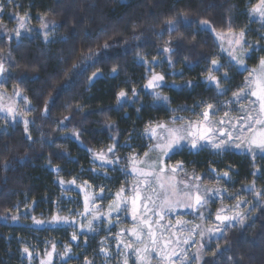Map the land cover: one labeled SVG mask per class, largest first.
Here are the masks:
<instances>
[{
    "label": "trees",
    "instance_id": "1",
    "mask_svg": "<svg viewBox=\"0 0 264 264\" xmlns=\"http://www.w3.org/2000/svg\"><path fill=\"white\" fill-rule=\"evenodd\" d=\"M4 3L0 13V57L7 58L11 52V58L6 64L9 71L0 76V89L9 95L6 104L12 103L18 115L15 119L5 112L0 115V264H41L49 258L47 253L53 244L56 252L51 264H84L85 256L93 264H122L125 258L133 264L136 254L123 245L117 250L114 239L119 234L120 239L135 244L130 230L141 227L143 216V209L138 208L136 220L132 219L133 164L128 158L143 157L153 143L143 134L149 122H168L173 115L196 117L205 104L231 99L244 86L248 70L258 66L264 50L257 47L247 56L246 67L235 66L219 38H236L245 29L247 41L255 44L264 35V20L250 14L257 0H14L15 6L7 0ZM26 13L30 17L26 25L29 30L20 29L22 36L17 41L18 18ZM45 13L49 31L55 22L48 40L38 19ZM169 19L180 20L171 34L167 31ZM200 20L210 23L202 26L197 23ZM105 41L111 45L106 50L101 47ZM259 45L264 46V40H259ZM164 47L174 52L166 53ZM90 49L99 50L100 54L86 60ZM236 49L239 55V46ZM212 58L224 65L214 75L223 78L228 73L227 80L222 79L221 83V88L227 89L226 95H220L215 85L205 79ZM73 64L79 67L73 69ZM114 65L118 68L116 73L111 71ZM97 68L101 74L90 83L88 78ZM149 68L165 76L166 83L159 90L169 97L167 102L154 100L152 90L145 88L150 79ZM188 81L193 87L186 86ZM133 87L139 93L138 100L131 98ZM121 89L130 99L117 103ZM16 92L30 103L16 100ZM46 100L50 101L48 115L43 112ZM197 104L200 107H194ZM182 108L187 110L181 111ZM25 119L31 121V140L24 131ZM73 129L80 133L79 139L72 135ZM113 137L120 161L106 166L105 172V166L92 154L106 152ZM178 162L183 163L180 180L200 176V181L192 182L221 190V195L210 198L209 211H203L204 221L195 210L185 214L195 225L218 224L214 216L219 208L230 215L240 211L247 217L244 225L234 223L211 239L207 233L201 239L197 230V241L206 246L199 264H264V208L250 190L253 183L256 191L264 190V157L257 154L253 159L248 152L237 149L218 153L208 146L201 150L183 146L164 159L168 169ZM55 167H59L58 173L53 171ZM212 168L216 171L212 172ZM224 171H229L231 179L222 175ZM61 179L64 185L59 183ZM73 179L76 184L69 183ZM100 187L105 189L103 199L92 204L99 206L103 220L93 221L95 231L79 229L81 222L86 224V218L80 215H75L74 226L48 223L53 215L71 220L69 210L84 212L85 196L98 195ZM121 187L126 190L122 195L129 200L128 211L121 212L118 220L113 213L109 225L108 205ZM237 196L252 202L255 210L248 203L235 209ZM92 204L90 210L94 211ZM12 215L20 219L4 218ZM33 217L45 223L36 224ZM182 217L165 215L159 224L155 223L158 216L151 217L158 242L155 252L151 251V238L144 227V244L136 246L149 247L151 264H165L156 252L179 250L175 244L168 248L164 244L175 240L180 232L178 226L170 227L169 222L175 225ZM87 218H91V212ZM74 231L78 232L76 241L71 240ZM66 244L72 248L67 257L60 255ZM25 247L31 257L23 252ZM101 247H107L108 257L100 252ZM189 256L194 259V255Z\"/></svg>",
    "mask_w": 264,
    "mask_h": 264
},
{
    "label": "snow or ice",
    "instance_id": "2",
    "mask_svg": "<svg viewBox=\"0 0 264 264\" xmlns=\"http://www.w3.org/2000/svg\"><path fill=\"white\" fill-rule=\"evenodd\" d=\"M7 3L14 5V0H7ZM4 8V0H0V13L4 11ZM250 14L259 16L262 20H264V0H257V3L251 6ZM46 15L47 14L45 13L44 15L39 16L38 19L40 20L42 30H44L45 40H48V38L53 34L55 22H52L53 30L49 31L48 23H46L44 20V17ZM184 18H187V14L184 15ZM29 19L30 17L27 13L18 18L19 28L15 30V37L17 41H19L22 36L20 29H24L26 31L29 30L26 26ZM178 23H180V20L169 19L167 21V31L171 34L176 30V25ZM197 23L202 26H207L210 22L207 20H200ZM228 31L231 33L233 32V29L229 28ZM9 39H11V36H9ZM137 39L139 38L137 37ZM259 40H264V35H261L255 44L249 43L246 39V30L241 29L239 32V36L236 37L234 41L229 40L230 45L234 43L236 46H239V55L236 54L237 49L235 47L225 49V51H227L228 57L232 62H234L235 66L246 67L245 58L247 56H250L257 47H261V50H264V46L259 45ZM101 47L102 49L106 50L110 48L111 45L107 41H105ZM163 51L166 53H173L174 49L170 47H164ZM99 54V50L90 49L89 53L87 54L86 60H92L94 57L99 56ZM10 58L11 52H9L7 58L0 57V76L5 75L9 71L8 67H6V64L8 63V60ZM84 62L85 61H81V63ZM156 63L157 61L154 57L152 64L155 65ZM168 63L172 64L173 62L171 59H169ZM210 65L211 67L208 68L207 75L205 77L206 81L214 84L217 92L220 95H226L227 89L221 88V83L222 79L227 80L228 73L225 72L223 74V78L214 75V72H219L220 69L224 67V65L215 58H212L210 60ZM72 67L73 69H76L77 67H79V65L73 64ZM111 71L112 73H116L118 71L117 66L114 65ZM148 71L150 73V79H147L145 88L152 90L151 94L153 95L154 100L167 102L169 100V97L163 95L162 91L159 90L162 89L164 84L166 83L165 76L163 74L152 71L151 68H149ZM248 72L249 75L246 78V83L255 85V88L254 90H251L250 95L252 97H255V100L251 101V103H258V111L256 115H253L251 110L245 111L243 104L241 103L240 111L244 113L243 115L235 118V120L220 119L218 121H213L210 119V116L215 115L218 109L212 103H207L204 105V110L201 112L202 121H185L184 117L173 115L168 122L160 121L156 122L155 124L149 122L147 125H145L143 134L147 135L149 140L154 142L148 147V150L143 153V156L145 157L144 160H139L138 156L128 158L132 161L133 164L131 173L137 174L139 177L144 178L143 180L137 181V185L132 189L134 194L130 199V204L133 220H136L138 212V202L142 204L144 209L150 211L153 216L159 217V219L155 221L156 224H159L160 220L164 218V215L167 212L175 211L176 208L193 209L198 213L199 219L201 221H204L206 219L204 212L201 211V209L207 208L211 196L218 195L220 189H216L215 191H213L212 189L205 188L202 183L192 182L200 181L202 179L200 176H189L187 181L180 180L175 183L172 182V178H169L167 184L161 182V174L165 173L166 168L161 157H167L172 151L177 148L189 146L193 150H201L203 145L198 143V141H204L205 143L210 144L211 148L216 150L218 153L226 151L230 148H235L237 150L248 152L253 159H255L257 154L264 157V56L259 57L258 67L248 70ZM100 74L101 70L97 68L96 71H94L88 78L89 82L91 83L92 80ZM186 86L193 87V84L191 81H188ZM2 87L3 85L0 84V88ZM15 94L17 96L20 95L19 92H16ZM233 97L236 102H241L248 99V92L245 90V88H240L237 92L233 93ZM131 98H135L137 100L139 99V93L137 92L135 87L131 89ZM2 99L3 96L0 95V100ZM24 99L26 102L30 103L27 97H25ZM116 99L117 103H120L122 100L130 99V97L124 89H121L117 93ZM200 103L203 104L204 102L201 101ZM194 107H200V104H197ZM140 110L141 109L138 108L137 112H139ZM180 110L186 111L187 109L182 108ZM0 112H5L7 116H12L13 119H15V116L18 115V113H16L14 108L11 106L5 108L3 105H0ZM43 112L44 115L49 114V100L45 101ZM223 116L225 118L229 117V112L225 111L223 113ZM64 119L68 120L69 117H65ZM23 123L25 126L24 131L28 135V139L31 140V135L28 130V125L29 123H31V121L25 119ZM60 123H63V121H61ZM193 128H195L196 131H193ZM72 135L79 139L80 133L73 129ZM113 141V144L107 148L106 152H93L92 154L94 160L101 161L102 166H105V172H107L106 166L119 163L120 161V157L116 152L117 141L115 137H113ZM153 151L157 152L158 155L154 160L149 161L147 158ZM137 161L140 165H147L148 170H145L143 167H137ZM5 166H7V161H5ZM182 168L183 163L178 162L176 167L170 169V172L174 176V174ZM53 171L58 173L60 169L59 167H55ZM211 171L215 172L216 169L212 168ZM222 175L228 179H231L229 171H224ZM253 175L255 176L256 172H253ZM149 178H152L153 180L158 182L160 191L157 192V189L153 188L152 192L156 194L157 199L160 201L159 204H157V201L153 199L152 195L142 196L141 194L139 185L144 184L146 187L150 186ZM59 183L61 185H64L65 181L61 179ZM69 183L76 184V180L73 179ZM180 185H182V187H179ZM250 190L253 192L257 200L262 202L260 204V207L264 208V190L256 191L254 183L251 186ZM125 191V188L121 187V189L115 194L116 199L108 205L107 222L109 225L112 224L111 217L113 213L116 214V218L118 220L121 212L128 211L129 200L122 195L123 193H125ZM104 192V187H100L98 195L92 197L85 196L84 212L72 213V211L69 210L70 215L73 217L71 220L68 216L53 215L48 223H64L69 224L70 226H74L77 223L75 220V215H80L86 218V224L81 222L79 224V229L84 230L86 228L89 232L95 231L93 221H102L103 214L100 212V208L96 203L92 204V209H94V211L90 210L89 200H102ZM235 199L237 201L234 205L235 209H240L241 204L248 203L249 206H252L253 210H255V205H253L252 202H246L240 199L238 196L235 197ZM149 204H151L152 207H149ZM90 212L91 218H87ZM210 216L211 213H209V217ZM4 218H10L13 221H17L18 219H20L18 215H12L10 217L6 216ZM32 219L36 224L45 223L44 220H37L35 219V217H33ZM214 219L216 222H218V226L215 229H205L202 227V224H196L190 229H185V224L189 222L182 221L180 219L176 220L175 226H178L179 230L187 231L189 233V237L194 235L199 229V235L201 239H203L206 233L209 235V239H211V236L216 233H220L222 235L227 231L228 228L232 227L234 223L244 225L246 223L247 217L240 211H236L234 215H230L226 213L224 208H219L215 213ZM140 223L141 227H133L130 230V235L134 237L135 244L131 240L125 242L124 240L120 239V235L117 234L114 237V239L116 240V248L117 250H119L121 245H123L125 249H131L132 252L136 254V260L133 261V264H145V261H147V264H151L152 257L149 256V247L147 245H144V247H139L136 245L144 244L143 236L145 234L144 227L146 226L147 234L151 238V251L155 252L156 247L158 246V242L155 237V232H153L152 230L153 221L145 214L142 216ZM169 223L171 224V222ZM172 235L175 236L176 233H173ZM189 237H185L183 240L177 237L175 240L166 241L164 244L165 248H168L170 245L175 244L179 248V250L177 251L176 248H172L169 252H156V257H158L159 260L165 262V264H199L202 259L201 252L206 247L204 244H201L200 248L197 249L196 253L194 254V259L192 256H189L188 252L185 251L183 247H179L180 244L188 245L190 243ZM77 239L78 232L74 231L71 235V240L76 241ZM104 243L105 241L102 240L101 244ZM71 251V245L66 244L64 246L63 253H60V255L67 257L69 256V253H71ZM23 252L28 253L29 257L32 256V253L29 252V249L27 247L23 249ZM55 252L56 246L55 244H53L52 251L48 252L47 255L51 258V256ZM100 252L104 253L105 257L109 256L107 247H101ZM117 255H120L119 251L117 252ZM213 255H215V253ZM41 264H50V261H42ZM84 264H93V261L89 260L87 256H85ZM122 264H129L128 258L123 259Z\"/></svg>",
    "mask_w": 264,
    "mask_h": 264
},
{
    "label": "rangeland",
    "instance_id": "3",
    "mask_svg": "<svg viewBox=\"0 0 264 264\" xmlns=\"http://www.w3.org/2000/svg\"><path fill=\"white\" fill-rule=\"evenodd\" d=\"M220 42L223 46V49H229L231 47H235L237 48L238 46H236L234 43L232 45L229 44V40H235V37L234 36H228V37H220ZM258 67V66H257ZM256 67V68H257ZM242 88H245V90L248 92V99L247 100H244V101H241V102H236L234 100V97H232L231 99H228V100H224L223 102L221 103H213L214 106L217 107L218 111L216 112L215 115H211L210 116V119L213 120V121H218L220 119H232V120H235V118H238L239 116L243 115L244 113L240 111V104L242 103L243 104V107L245 109V111H249L251 110L252 111V114L253 115H256L257 111H258V103L257 104H253L251 103V101H254L255 100V97H252L250 95L251 93V90H254L255 88V85H252V84H247L245 82L244 86ZM0 95L3 96V99L0 100V105H3L5 108L11 106V107H14L12 105V103H9V104H6L8 103V100L10 98H8V94L5 93V91L1 90L0 89ZM16 100H23L24 101V97L22 94H20L19 96H16ZM204 110V107L201 109V111L198 113V115L196 117H193V118H190L188 116H181V117H184L185 121H192V122H199V121H202V116H201V112ZM225 111H228L229 112V117L225 118L223 116V113ZM2 113L4 112H0V115H3ZM202 130V129H201ZM193 131H196L195 128H193ZM154 142V141H152ZM198 143L202 144L203 146H208V147H211L210 144L208 143H205L204 141H198ZM230 149H235V148H230ZM214 150V149H213ZM157 152L153 151L150 153V156L147 158L149 161L151 160H154L156 157H157ZM166 157H161V159L164 161ZM145 157H141L139 158V160H144ZM165 165V164H164ZM136 166L137 167H143L145 170H148L147 169V165H140L139 162L137 161L136 163ZM176 167V165L174 166ZM173 167V168H174ZM170 169H168V167L165 168V173L161 174V182H164V183H168L169 181V178H172V182H177V181H180V178H179V173L182 171V169L178 170L174 176L173 174L170 172ZM133 174V180H132V186H136L137 185V181L139 180H143L144 178L143 177H139L137 174ZM150 180V186L146 187L144 184H140L139 187H140V190H141V194L142 196H147V195H152L153 196V199L157 201V204H159V200L157 199V196L156 194H154L152 192V189L153 188H156L157 189V192L160 191L159 187H158V182H156L155 180H153L152 178H149ZM187 181V180H185ZM194 183H197V182H194ZM205 188H209V189H212L213 191H215L216 189H214L213 187H210V186H205L203 185ZM179 187H182V185H180ZM223 193V192H222ZM218 195H221V190L219 192ZM211 199H212V196H211ZM92 200H89V208L91 207V204H92ZM149 207H152L151 204H149ZM138 208L139 210L143 209L142 211V214L143 215H147L148 217H155L153 216V214L150 212V211H147L146 209L143 208L142 204L140 202H138ZM207 209H209L208 207L207 208H204V209H201V211H206ZM193 209H186V208H176L175 211H172V212H167L165 215L167 216H171V215H179V216H183L181 218L182 221H186V222H189L187 224H185V229H188V227L190 226V228H192L195 224L194 222H192V220H190L189 218H187L185 216V214L187 212H191ZM209 210H207L208 212ZM205 213V212H204ZM164 215V217H165ZM169 224V223H168ZM170 227L171 226H175L173 224H169ZM218 226V224L216 223V225H209V226H206V227H203L205 229L207 228H212V229H215L216 227ZM164 227V226H163ZM179 234L177 237H179L181 240H183L185 237H189V233L185 230H179ZM199 231V229H198ZM208 235V234H207ZM190 238V243L188 245H183V244H180L179 247H183L185 249V251L188 252V254L190 255H194L197 251L198 248H200L201 244L197 241L196 239V233L194 235H192ZM50 261V264L52 263L51 261V258H47L45 260V262H49Z\"/></svg>",
    "mask_w": 264,
    "mask_h": 264
}]
</instances>
